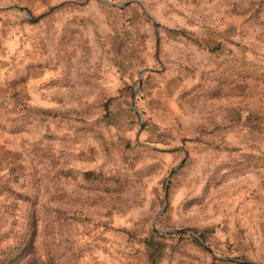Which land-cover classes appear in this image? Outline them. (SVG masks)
<instances>
[{
  "label": "rangeland",
  "instance_id": "374dc122",
  "mask_svg": "<svg viewBox=\"0 0 264 264\" xmlns=\"http://www.w3.org/2000/svg\"><path fill=\"white\" fill-rule=\"evenodd\" d=\"M0 9L7 264H264V0Z\"/></svg>",
  "mask_w": 264,
  "mask_h": 264
},
{
  "label": "trees",
  "instance_id": "16d2710c",
  "mask_svg": "<svg viewBox=\"0 0 264 264\" xmlns=\"http://www.w3.org/2000/svg\"><path fill=\"white\" fill-rule=\"evenodd\" d=\"M163 237V235H155L149 239L144 240V246L146 249V256L149 264H159L162 258L164 245L157 238ZM200 239L204 240L203 233L199 235ZM23 250L21 243L10 245L3 250H0V263L7 264L11 262L18 254ZM27 256L25 254L21 259H24Z\"/></svg>",
  "mask_w": 264,
  "mask_h": 264
},
{
  "label": "water",
  "instance_id": "95a60500",
  "mask_svg": "<svg viewBox=\"0 0 264 264\" xmlns=\"http://www.w3.org/2000/svg\"><path fill=\"white\" fill-rule=\"evenodd\" d=\"M14 9H16L17 11H20L21 9L20 8H18V7H14ZM5 10H8V9H0V12H2V11H5ZM173 174V172L171 173V175ZM170 175V176H171ZM166 187H165V200H166ZM171 232H178V231H171ZM203 247L205 248V250L208 252V253H210L211 255H212V253L210 252V250L206 247V245H204L203 244ZM226 261H234V260H232V259H225ZM235 262H237V261H235ZM240 263H242V264H250V263H245V262H240Z\"/></svg>",
  "mask_w": 264,
  "mask_h": 264
}]
</instances>
